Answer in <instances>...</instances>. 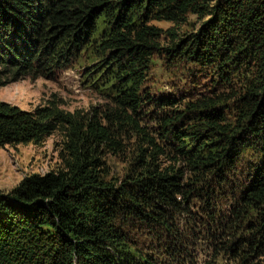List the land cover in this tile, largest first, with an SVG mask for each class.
Returning a JSON list of instances; mask_svg holds the SVG:
<instances>
[{
  "label": "trees",
  "instance_id": "16d2710c",
  "mask_svg": "<svg viewBox=\"0 0 264 264\" xmlns=\"http://www.w3.org/2000/svg\"><path fill=\"white\" fill-rule=\"evenodd\" d=\"M210 1L0 0V80L50 79L89 52L96 63L84 78L113 104L83 118L52 102L30 112L0 102V147L39 145L64 132L54 170L0 193V264H159L137 253L118 223L137 220L176 241L172 220L180 215L202 225L218 251L225 239L232 255L264 253V0ZM186 14L207 19L162 49L161 31L148 22L178 23ZM161 50L214 64L228 93L183 111L170 97L144 99V74ZM224 69H245L236 89ZM145 103L155 110V135L138 122ZM127 135L134 158L117 185L106 182L102 154L119 152ZM245 151L255 159L236 177ZM161 157L180 167L162 166ZM224 199L230 204L221 211ZM194 202L200 214L190 210Z\"/></svg>",
  "mask_w": 264,
  "mask_h": 264
},
{
  "label": "rangeland",
  "instance_id": "374dc122",
  "mask_svg": "<svg viewBox=\"0 0 264 264\" xmlns=\"http://www.w3.org/2000/svg\"><path fill=\"white\" fill-rule=\"evenodd\" d=\"M204 3L211 4L212 2L204 0ZM206 19L207 17L186 14L184 20L178 23L151 20L148 25L161 31L159 44L162 49H165L180 40H186L197 31ZM95 63L96 61L87 52L74 59L65 68L58 70L50 79L23 78L11 83L0 80V83H4L3 86H0V102L29 112L52 102L61 111L75 113L83 118L92 115L93 111L102 115L113 109L112 100L89 87L84 78L86 70ZM224 70H226V75H231L233 88L238 85L240 75L246 74L245 69ZM144 75L141 86V93L145 95L143 98H173L176 101L173 109L177 111H183L185 103L193 102L195 99L228 93L227 86L217 77L214 64L210 66L194 65L183 61L177 55L170 57L163 50L150 58ZM232 91L235 94V91ZM223 107L226 120L231 121V103L225 102ZM140 110L145 115L141 116L138 121L139 125L146 128L150 135H155L158 132V124L153 120L156 116L155 110L150 108L149 103H145ZM63 134L62 130L55 131L39 145L29 143L13 147H0V193H8L24 177L33 174L42 175L54 170ZM119 142L121 143L119 152L103 153L101 157L104 180L115 185L128 171L131 160L134 158L136 141L127 135ZM254 159L253 152L245 151L238 158L236 177H239L245 170L246 162L254 161ZM160 160L163 163L162 166L180 167V164L168 162L164 157H161ZM233 187L232 185L230 189L234 193ZM229 204L224 199L218 204V208L224 211ZM196 207L198 205L194 202L190 210L200 214V209L197 210ZM218 208L216 207V209ZM253 217L254 213L248 212L245 218L251 221ZM186 219L180 215L179 217L175 216L172 220V224L179 228L177 234L180 238L176 241L169 236L158 234L160 230L158 232L157 227L148 228L138 223L137 220L122 221L118 223V226L127 235L131 247L137 253L149 257L159 264H264L262 256L264 253L253 258V255L246 254L247 251L242 248L239 254H230L224 250L226 242H228L225 239L220 242L221 246L219 247L222 250L218 251L215 248L217 241L205 232L202 225L187 223ZM248 254L251 257H248Z\"/></svg>",
  "mask_w": 264,
  "mask_h": 264
}]
</instances>
